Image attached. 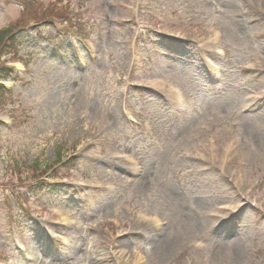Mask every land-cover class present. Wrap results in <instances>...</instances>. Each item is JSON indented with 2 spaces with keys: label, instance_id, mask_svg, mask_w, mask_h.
Segmentation results:
<instances>
[{
  "label": "rangeland",
  "instance_id": "374dc122",
  "mask_svg": "<svg viewBox=\"0 0 264 264\" xmlns=\"http://www.w3.org/2000/svg\"><path fill=\"white\" fill-rule=\"evenodd\" d=\"M37 3L0 0V31L17 35L0 65L7 47L22 60L0 95V264H264V137L236 140L248 120L264 136V0ZM54 5L70 26L22 28ZM209 24L220 42L202 33ZM179 75L180 99L143 83ZM196 101L212 118L188 119ZM231 131L223 164L202 155Z\"/></svg>",
  "mask_w": 264,
  "mask_h": 264
},
{
  "label": "bare ground",
  "instance_id": "6f19581e",
  "mask_svg": "<svg viewBox=\"0 0 264 264\" xmlns=\"http://www.w3.org/2000/svg\"><path fill=\"white\" fill-rule=\"evenodd\" d=\"M202 33L208 35V37H212L213 36V41L215 43L220 42V39L216 35V32H215L214 28H211L210 24L208 25V27L206 29L202 30ZM220 48L224 50V48L222 46H220ZM179 76H178L179 79H177V78H172V79L174 81L187 80V76H181V75H179ZM169 82H170V79L167 76H162V77H160L157 80H151L150 81L149 79H147L144 82V84L148 85L149 87L159 86V88H160L165 83H169ZM209 113H211V112H209ZM209 117L212 118V115L210 114V115H207V116H201L200 118H199V116H197L196 120L203 121L204 119H208ZM250 121L248 120V123H244V125L242 127V130L240 129L241 134L243 135V138H245L249 142L250 140H248L245 137L246 135L248 136V134H249L251 138H254L260 144H262V138L264 136L259 137L258 133L253 132V134H252L251 131H249L247 125L250 124L251 126H253V124H251ZM211 122L214 123L215 121L212 119ZM230 127H232V126H230ZM230 134L232 135V131L230 132ZM218 138L219 137H217L216 133L213 136L210 137V139L207 141L206 145H204V150L202 151V155L205 154V155H207L209 157L216 158L217 160H222L223 161V160H226L229 157L230 151H232V147L233 146H231V144H230L232 142V138L229 136L228 137V141L226 140L227 144L225 146H221L220 148L216 147V142H217ZM242 145L243 146L245 145L247 147L251 146L247 142H242ZM242 145H241V147H242ZM254 147L255 148L258 147V144L256 145L255 142H254ZM155 221L158 222L157 219H155ZM173 242H174V238L171 239L165 234L163 237L159 238L157 241L154 242V245L152 246V248L154 249V247H155V250H158L160 252L159 253L160 257H162V256H164V253H166L169 250V248H170V246L172 245ZM155 253H156V256H157L158 252H155Z\"/></svg>",
  "mask_w": 264,
  "mask_h": 264
},
{
  "label": "trees",
  "instance_id": "16d2710c",
  "mask_svg": "<svg viewBox=\"0 0 264 264\" xmlns=\"http://www.w3.org/2000/svg\"><path fill=\"white\" fill-rule=\"evenodd\" d=\"M12 37V34H11V29H7V30H4L2 32H0V53H1V49L5 46V41L9 38ZM3 68H0V71H2ZM5 74V73H3ZM5 77V76H4ZM2 76H0V78H4Z\"/></svg>",
  "mask_w": 264,
  "mask_h": 264
}]
</instances>
